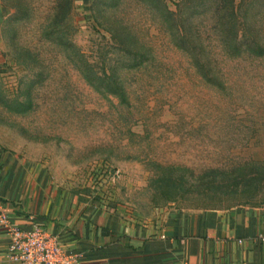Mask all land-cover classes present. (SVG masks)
Returning <instances> with one entry per match:
<instances>
[{"label": "rangeland", "instance_id": "374dc122", "mask_svg": "<svg viewBox=\"0 0 264 264\" xmlns=\"http://www.w3.org/2000/svg\"><path fill=\"white\" fill-rule=\"evenodd\" d=\"M27 2L0 30V143L141 211L264 204V0Z\"/></svg>", "mask_w": 264, "mask_h": 264}, {"label": "crops", "instance_id": "0c3cea01", "mask_svg": "<svg viewBox=\"0 0 264 264\" xmlns=\"http://www.w3.org/2000/svg\"><path fill=\"white\" fill-rule=\"evenodd\" d=\"M27 3L0 0V30L18 22ZM109 194L100 197L89 183L67 186L0 143V213L20 229L57 236L80 264H264V204L141 211ZM8 244L0 227V264H16Z\"/></svg>", "mask_w": 264, "mask_h": 264}, {"label": "built area", "instance_id": "2783aa9c", "mask_svg": "<svg viewBox=\"0 0 264 264\" xmlns=\"http://www.w3.org/2000/svg\"><path fill=\"white\" fill-rule=\"evenodd\" d=\"M108 183L115 182L118 170L105 166ZM0 227L9 234V259L16 264H80V254L62 248L57 236L50 235L40 227L29 230L10 224L0 213ZM263 241L264 237L259 236Z\"/></svg>", "mask_w": 264, "mask_h": 264}, {"label": "trees", "instance_id": "16d2710c", "mask_svg": "<svg viewBox=\"0 0 264 264\" xmlns=\"http://www.w3.org/2000/svg\"><path fill=\"white\" fill-rule=\"evenodd\" d=\"M242 40H240L239 38H236L235 40H233V42H232V48L234 49V52L236 53V54H239V52H240V47L242 46ZM255 47L257 48L255 51H256V54H260L261 53V51H262V46H260V45H255ZM250 50H252V51H254V48L253 47H250ZM205 63L203 62V61H201V63H199L198 64V66H197V68H198V70L201 72L202 71V68H203V65H204ZM202 75L204 76V77H207L206 76V73L205 72H202ZM109 91L111 92V93H117V94H119L120 95V93L122 92V94L121 95H123V91L120 89V88H118V89H116V88H111V87H109ZM24 109H26V108H24ZM22 110H23V108H22ZM253 167V169H254V171H251V174H252V176H251V179H255V180H257V181H261L262 179H264V175H262L261 173H260V170H262L263 172H264V170L263 169H260L259 167H257V166H252ZM250 174V175H251ZM264 181V180H263ZM262 185H263V183L262 182H258L257 183V185H253V186H251L249 189H250V192H254V191H256V190H258V189H260V188H262ZM235 191H237V190H235ZM234 191V192H235ZM165 193V192H164ZM168 199H169V197H168ZM212 204H210L211 206H208V207H201V208H220V207H228V206H232V205H234L233 203H230V204H228V205H224V206H221L220 204H221V201H216V202H211ZM242 204V203H241Z\"/></svg>", "mask_w": 264, "mask_h": 264}]
</instances>
